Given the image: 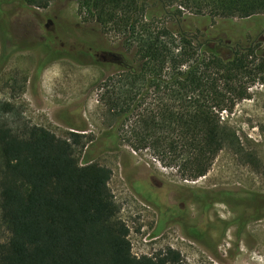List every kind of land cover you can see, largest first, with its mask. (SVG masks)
<instances>
[{"label": "trees", "instance_id": "trees-1", "mask_svg": "<svg viewBox=\"0 0 264 264\" xmlns=\"http://www.w3.org/2000/svg\"><path fill=\"white\" fill-rule=\"evenodd\" d=\"M40 1L46 6L49 0ZM77 4L85 21L122 36L138 66L120 68L103 82L99 101L112 123L93 144L82 143L80 134L58 137L41 126L18 120L13 126L0 119V225L5 233L0 264H178L179 254L170 249L155 256L132 254L129 231L108 186L111 171L94 162L93 154L114 151L122 138L136 150L149 148L176 163L184 179L195 181L223 149L237 152L235 132L220 113H231L237 101L249 97L247 85L264 82V49L262 55L252 46L226 57L219 42L207 36L200 40L164 19L178 20L181 9L209 18L264 17V0ZM6 13L0 7V17ZM17 27L0 19L1 33ZM29 31L27 50L74 57L54 37ZM13 110L8 102L0 103L2 115L12 116ZM103 142L104 150L97 147Z\"/></svg>", "mask_w": 264, "mask_h": 264}, {"label": "rangeland", "instance_id": "rangeland-1", "mask_svg": "<svg viewBox=\"0 0 264 264\" xmlns=\"http://www.w3.org/2000/svg\"><path fill=\"white\" fill-rule=\"evenodd\" d=\"M37 2L36 12L54 21L48 27V35L54 37L58 44L69 46L70 48L63 49L68 52H74V49L87 44L92 47L97 45L94 49V62L83 65L72 59L62 58L38 71L36 67L41 54L37 50L25 48L26 37L0 32V103L8 102L14 109L12 116L2 115L0 112V119L13 126L17 120L41 126L58 137H65L70 132L80 134L84 137L82 143L93 144L112 123L99 101L103 82L112 72L124 67H136L138 63L133 53L125 48L120 34L105 33L95 21L87 22L79 15L77 0H49L46 6H43V1ZM181 12L182 16L178 20L166 18L164 21L171 25L173 23L176 29L196 34L200 40L207 36L215 44L219 42L223 45L220 49L223 56L228 57L236 50L252 46L262 55L263 16L220 19L195 16L182 9ZM16 30L19 31V28ZM54 53L56 50L49 52L48 57ZM256 53L255 58L258 56V52ZM247 86L249 97L237 101L231 113H220V119L223 115L221 121L235 132L240 149L236 152L225 148L219 152L204 177L195 181L186 180L176 163L149 148L136 150L122 138L114 151H103L96 156L94 162L111 171L108 186L119 207L118 216L129 231L128 240L134 255L155 256L170 249L179 254L178 264H219L214 262L205 247L190 245L184 241V218H177L172 222L170 228L162 232V236L150 239L156 226L155 209L135 195L131 184L139 174L148 172L176 190L194 192L238 188L247 193L262 192L264 82L256 81ZM131 121L127 122L128 127ZM73 123L81 126V130L72 128ZM214 209L224 213L212 211L207 214L210 233L219 231L226 221L222 217L229 220L231 218L224 205L218 204ZM247 230L254 234L252 250L249 253L241 245V256L233 264H264V238L259 236L260 230L264 235V221L250 223ZM4 236L0 225V240ZM228 241L227 239L223 243L225 250L231 249ZM222 250L221 247L220 252L224 254Z\"/></svg>", "mask_w": 264, "mask_h": 264}, {"label": "flooded vegetation", "instance_id": "flooded-vegetation-1", "mask_svg": "<svg viewBox=\"0 0 264 264\" xmlns=\"http://www.w3.org/2000/svg\"><path fill=\"white\" fill-rule=\"evenodd\" d=\"M35 6L38 5L30 0H0V7L7 11L5 16L0 17V19L5 18L8 24L17 23V28H19V31L16 30L17 28H12V30L8 28L3 33L22 38L31 35L33 32L29 30L35 29L39 35L42 33L48 35V27L54 21L46 18V16L39 15L35 10ZM94 49L95 47L87 44L83 45L82 48L74 49V52H71L74 57L57 56L56 53L51 57L41 55L36 68L39 71L41 67L48 66L62 58L72 60L77 58L80 60L78 63L84 65L89 62L91 64L94 62ZM71 127L78 130L82 128L74 123L71 124ZM105 144L107 143H100L97 147L104 150ZM98 155H95L94 152L93 159ZM131 185L135 195L145 204L155 209L156 226L152 236L149 234L150 239L162 236V232L170 228L169 225H172V222H175L177 218H184L185 228L182 233L184 241L190 245L205 247L214 262L219 264H233L234 260L241 256V245L245 246L250 253L254 234L247 228L250 227V223L264 221V190L250 193L238 188L194 192L176 190L173 186L149 175L148 172L139 174L137 180ZM218 204L226 207L231 218L229 220L222 217L226 220L222 227L219 228V231L210 233L207 228V214L212 211L217 214L220 213L221 211L214 209ZM261 230L259 236L264 238ZM191 231L194 233L191 234ZM227 239L229 240L227 242L228 247H231L229 250H225L223 247V243ZM221 247L224 254L220 252Z\"/></svg>", "mask_w": 264, "mask_h": 264}, {"label": "built area", "instance_id": "built-area-1", "mask_svg": "<svg viewBox=\"0 0 264 264\" xmlns=\"http://www.w3.org/2000/svg\"><path fill=\"white\" fill-rule=\"evenodd\" d=\"M221 119H223V115H221ZM133 254V253H132ZM134 255V254H133ZM134 256H136V255H134ZM136 257H140V256H136Z\"/></svg>", "mask_w": 264, "mask_h": 264}, {"label": "bare ground", "instance_id": "bare-ground-1", "mask_svg": "<svg viewBox=\"0 0 264 264\" xmlns=\"http://www.w3.org/2000/svg\"><path fill=\"white\" fill-rule=\"evenodd\" d=\"M194 184V183H193Z\"/></svg>", "mask_w": 264, "mask_h": 264}]
</instances>
